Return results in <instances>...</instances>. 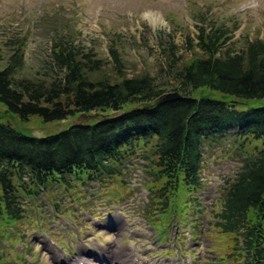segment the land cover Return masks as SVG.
<instances>
[{
    "label": "rangeland",
    "instance_id": "obj_1",
    "mask_svg": "<svg viewBox=\"0 0 264 264\" xmlns=\"http://www.w3.org/2000/svg\"><path fill=\"white\" fill-rule=\"evenodd\" d=\"M153 17L155 25L149 21ZM203 17L212 25L234 29L232 49L243 48L248 39H264V0H0V68L24 41L17 76L48 78L52 45L70 34L75 44L106 60L93 78H117L109 51L115 44L125 77L150 73L158 82L169 83L174 60L206 55L189 40L197 41ZM199 92L220 96L208 89ZM253 104L264 105V99ZM0 110L15 128L39 137L101 118L94 111L44 122L37 115L22 120L3 106ZM262 143L252 140L247 152L257 153ZM141 153L112 178L79 183L71 179V187L52 184L36 199H23L22 219L11 224L0 219V264H77L82 258L91 264H108L113 258V264H119V256L131 264H241L242 254L230 255L240 247L234 234L215 224L227 186L243 166L238 141L225 135L210 144L202 164L203 189L197 195L182 186L174 195L153 190L152 195L150 189L161 187L165 179H157L154 165ZM192 196H198L200 208L188 201Z\"/></svg>",
    "mask_w": 264,
    "mask_h": 264
},
{
    "label": "trees",
    "instance_id": "obj_2",
    "mask_svg": "<svg viewBox=\"0 0 264 264\" xmlns=\"http://www.w3.org/2000/svg\"><path fill=\"white\" fill-rule=\"evenodd\" d=\"M200 22L197 41L189 40L206 55L174 60L169 83L158 82L150 73L125 77L115 44L109 51L117 78H93L106 60L75 44L70 34L53 43L48 78L17 76L24 62V41L14 43L7 65L0 68V106L6 112L22 120L37 115L44 122L92 111L113 114L39 137L15 128L0 110L1 221L11 224L23 218V199H36L52 184L68 188L71 179L114 175L116 165L136 153L141 136L148 143L145 153L155 165L153 173L165 179L163 193L181 186L195 191L201 185L206 143L237 127L232 136L242 153L253 139H262L263 148L245 153L244 166L231 179L215 224L234 234L240 247L230 255L242 254L241 264H264V105L253 104L264 98V39H248L235 50L229 46L233 28L212 25L206 17ZM203 88L224 99L201 94ZM172 91L182 97L160 101ZM244 104L249 108H242Z\"/></svg>",
    "mask_w": 264,
    "mask_h": 264
},
{
    "label": "bare ground",
    "instance_id": "obj_3",
    "mask_svg": "<svg viewBox=\"0 0 264 264\" xmlns=\"http://www.w3.org/2000/svg\"><path fill=\"white\" fill-rule=\"evenodd\" d=\"M150 22H151V24H153V25H155L156 24V19L153 17L152 19H150L149 20ZM120 257V260H117V263H119V264H131L130 263V259L129 258H127V257H121V256H119ZM78 262L80 263V262H82L83 264H91V261H90V259H88V258H82V259H80V260H78ZM78 262H77V264H78ZM108 264H113V258H111V260L109 259V260H107L106 261Z\"/></svg>",
    "mask_w": 264,
    "mask_h": 264
},
{
    "label": "water",
    "instance_id": "obj_4",
    "mask_svg": "<svg viewBox=\"0 0 264 264\" xmlns=\"http://www.w3.org/2000/svg\"><path fill=\"white\" fill-rule=\"evenodd\" d=\"M177 96H179L177 93H170V94H166V95H164V96L161 98V100H162V101H166V100H169V99L174 98V97H177Z\"/></svg>",
    "mask_w": 264,
    "mask_h": 264
}]
</instances>
